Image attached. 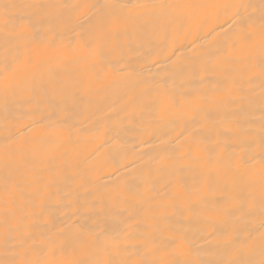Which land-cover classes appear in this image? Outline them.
<instances>
[{"label":"bare ground","instance_id":"obj_1","mask_svg":"<svg viewBox=\"0 0 264 264\" xmlns=\"http://www.w3.org/2000/svg\"><path fill=\"white\" fill-rule=\"evenodd\" d=\"M13 3L49 7L5 12ZM138 3L166 7H129ZM260 5L0 0V262L207 264L228 258L225 232L248 242L243 260L259 261ZM237 11L252 17L250 44L235 37ZM19 14L37 40L10 35ZM14 61L19 76L5 72ZM98 233L107 252L91 247Z\"/></svg>","mask_w":264,"mask_h":264},{"label":"snow or ice","instance_id":"obj_2","mask_svg":"<svg viewBox=\"0 0 264 264\" xmlns=\"http://www.w3.org/2000/svg\"><path fill=\"white\" fill-rule=\"evenodd\" d=\"M48 5H42V4H34V3H23V4H8L4 6L5 12H7L9 9H36V10H42L48 8ZM129 7H136L143 9L145 11H152L154 9L160 8L163 9L166 6L163 4H155V3H138L136 5H130ZM202 7L206 8H236L239 9L240 7H248L247 5H217V4H208L203 5ZM260 13H261V42L264 44V0H261L260 5ZM8 16H4V22L5 24L9 21ZM17 21L15 25V31L14 33L10 34L14 37L15 40H37V36L35 33L32 32V17L31 16H24L23 14H19L18 16L14 17ZM234 23L239 22L238 26L240 28V31L235 33L236 39L241 44H250L253 39V33L249 31L248 29L253 27L252 24V17H241L239 15V12L237 11L235 13V19L233 20ZM247 23V28L245 27V24ZM5 72L15 73L17 76L20 74L19 70V62L14 61L12 64H6L5 66ZM261 74L264 75V66L261 68ZM11 86V85H9ZM178 107L175 101H172L167 107L163 108L161 110V113L158 115L157 118H164L165 115L173 108ZM189 153L185 152L183 155L187 156ZM10 204L13 202H9ZM261 209L264 210V194H262L261 199ZM261 228H264V220H262ZM224 239V248L228 255L227 259L215 261V262H207V264H264V253H262L261 259L259 261H245L242 259V256L245 253V250L248 248V242L247 241H239L235 239L232 235L225 232L223 234ZM85 245V249L87 250L88 242L87 241H81ZM169 246H171L173 249H177L182 247L183 241L182 239H179L177 236H173L170 241L168 242ZM261 245L262 248H264V232L261 233ZM91 247L103 250L105 252L108 251V243L104 239L103 233H98L92 238ZM0 264H43L42 261L38 259L33 260H27L22 259L20 261H11V262H0ZM73 264H117V261L113 259H90V260H76L73 262ZM119 264H130L127 260H121L119 261ZM135 264H181L178 260H171V261H146L141 260L138 262H135ZM184 264H191V262L185 261Z\"/></svg>","mask_w":264,"mask_h":264}]
</instances>
